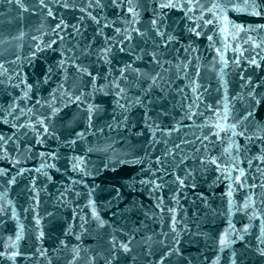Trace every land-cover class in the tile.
Listing matches in <instances>:
<instances>
[{
    "label": "water",
    "instance_id": "95a60500",
    "mask_svg": "<svg viewBox=\"0 0 264 264\" xmlns=\"http://www.w3.org/2000/svg\"><path fill=\"white\" fill-rule=\"evenodd\" d=\"M165 2L0 0V264H264V14Z\"/></svg>",
    "mask_w": 264,
    "mask_h": 264
},
{
    "label": "snow or ice",
    "instance_id": "6c2138e0",
    "mask_svg": "<svg viewBox=\"0 0 264 264\" xmlns=\"http://www.w3.org/2000/svg\"><path fill=\"white\" fill-rule=\"evenodd\" d=\"M113 2H115V0H113ZM187 2H188V5H189V10H191V6L194 3H196L197 7L201 8L203 11H207V12L212 13V15L218 21H222L223 24H224V26L221 28L222 32L227 31V26L229 24H231V21L229 20V18L227 16V11L229 9L234 10V11H245V12L250 11L251 14L256 15V16H260V15L264 14V0H244L243 5H237L235 3H221V2H218V0H214V2L207 8H204V5H202V4H198L196 2V0H187ZM65 6H67V5H65ZM157 7L161 8V9H163V8H183L184 5L181 4L179 2V0H176V2H174V0H167V2H165V3H159L157 5ZM127 11L130 12V13H133V15H135V11H134L133 7H128ZM49 15H51V12H49ZM188 18L192 19V17H188ZM151 23L153 25H155L156 24V20L153 19L151 21ZM204 23L205 24H212L213 21L212 20H205ZM57 27H59V25H57ZM232 27L237 32H239V31L244 29L243 25H238V24H232ZM116 31L119 32L120 29H116ZM135 31H137V33L139 34V30L138 29H136ZM190 31L194 32L196 36L201 35V33L199 31H196V28H192V29H190ZM157 34L158 35H163V33L159 32V30H157ZM125 39L130 40L131 36L130 35L129 36H125ZM168 39L171 40V39H173V37L170 36ZM207 39L211 41L212 40V36L209 35L207 37ZM121 50L123 51V49H121ZM103 51H107V50L105 49ZM252 63H255V61L253 60ZM85 71H86V69H85ZM122 74H123V70H122ZM88 75H91V73H88ZM154 79L155 78L153 77V80ZM116 87H119V85H116ZM120 91H124V90L121 89ZM117 95H119V93H117ZM76 99L79 100L80 97H76ZM53 111H56V109H53ZM91 112H92V106L90 105L89 106V115H91ZM249 115H251V113H249ZM41 123H43V121H41ZM217 127H222V126L221 125H217ZM231 127L235 128V125H232ZM45 131H47L46 128H45ZM216 135L218 136L219 134L216 133ZM240 135H244V133L241 132ZM224 151L227 152L228 149L226 148ZM258 158L264 159V157H258ZM211 163L213 165H216V171H218V172L221 170V167H225V168L228 167L227 165L218 164V158H216V157H213L211 159ZM237 163H238V161H237ZM249 163H251V161H249ZM232 167H235V165H232ZM237 171L240 174L237 175L235 177V179L237 181H240L241 176L244 175V170L243 169H237ZM176 179L180 182V184L184 183V181L179 176H177ZM228 195L231 196V192H229ZM169 211L174 212L175 209H169ZM94 215H95V213H94ZM173 222H175V217H173ZM101 223H103V222H101ZM245 228H247V226H245ZM229 243H230V241L227 239L226 234H222L221 237H220V244L227 246ZM122 247L124 248L125 251L128 250L127 249V245H123Z\"/></svg>",
    "mask_w": 264,
    "mask_h": 264
}]
</instances>
